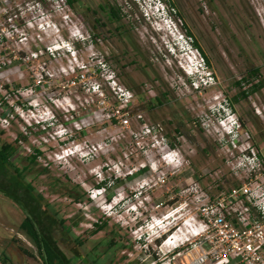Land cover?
<instances>
[{
	"label": "rangeland",
	"instance_id": "1",
	"mask_svg": "<svg viewBox=\"0 0 264 264\" xmlns=\"http://www.w3.org/2000/svg\"><path fill=\"white\" fill-rule=\"evenodd\" d=\"M160 2L190 53L169 51L155 0H0V145L15 150L0 174L43 197L69 264H191L199 204L242 185L264 198V0ZM189 58L205 70L186 74ZM5 190L0 264H41Z\"/></svg>",
	"mask_w": 264,
	"mask_h": 264
},
{
	"label": "built area",
	"instance_id": "2",
	"mask_svg": "<svg viewBox=\"0 0 264 264\" xmlns=\"http://www.w3.org/2000/svg\"><path fill=\"white\" fill-rule=\"evenodd\" d=\"M199 65L203 72L204 63L199 62ZM206 73L200 76L204 85L212 81V76L208 71ZM145 132H150L148 126H145ZM163 159L175 165L178 162L174 150L163 155ZM255 165L259 167L260 161L257 160ZM159 177L163 179L162 174ZM100 190L96 189L95 193ZM251 190L252 188L246 185L237 186L232 188L227 196L219 197L214 204L209 206L202 203L197 206L192 225L196 228V240L193 245L196 255L190 261L191 264H228L229 256L232 255L237 259L236 264H264V198L256 200ZM238 197L241 205L235 210V219L228 220L221 211L227 202H232ZM252 211L257 217L260 216L263 222L255 217ZM177 248L175 246V249Z\"/></svg>",
	"mask_w": 264,
	"mask_h": 264
},
{
	"label": "trees",
	"instance_id": "3",
	"mask_svg": "<svg viewBox=\"0 0 264 264\" xmlns=\"http://www.w3.org/2000/svg\"><path fill=\"white\" fill-rule=\"evenodd\" d=\"M65 2L68 5L72 6L74 3V0H65ZM110 17L115 18V19L119 18L114 8L110 9ZM193 44L196 46V48L199 49L196 43L193 42ZM201 53L204 56L205 62L208 63L206 56L203 54V52ZM248 72H249V75L251 76L252 75L251 73H253V70H249ZM244 80L247 81L246 78H244ZM237 83H240V81ZM14 152L15 150L11 143H7V142L2 143L0 145V166H2L4 163H7L8 162L7 159L13 156ZM40 153L41 151L39 149L34 148V154L29 155L28 164H33L35 162L37 155ZM26 169L27 167L24 166V170ZM42 170L46 171V168H42ZM16 173L18 176L22 175L21 172L17 169H16ZM118 183L119 181L116 179L112 181V184H110V182H108V184L106 182H103L101 184H97V187L98 188L102 187L103 191L106 192V190L108 191L109 189L117 185ZM11 185L15 187V189L17 190L21 189L28 193V202H29L28 204H30V206L33 209L39 206V204L35 201L34 195L31 193L32 187L28 185L21 186L16 178H13L11 180ZM17 190L16 192H14L13 190L9 189L8 193L11 194L12 198L20 199L21 196L18 194V192L20 191H17ZM65 192L68 195H70L72 198L76 199V197L72 195L71 190L70 191L66 190ZM34 213H35V215H33L34 218H37V221L39 222L38 220L39 212L35 210ZM61 223H64V221L61 220ZM21 225H22L21 228L24 230V233H26L32 240L36 248V252L40 258L41 264H69L70 262L69 258L60 249L56 240L53 239V237L48 231V228L45 225H44V228H42L41 230H38L35 228L33 220L30 219L29 217H27ZM104 226H105V223L98 225V228L101 229Z\"/></svg>",
	"mask_w": 264,
	"mask_h": 264
},
{
	"label": "flooded vegetation",
	"instance_id": "4",
	"mask_svg": "<svg viewBox=\"0 0 264 264\" xmlns=\"http://www.w3.org/2000/svg\"><path fill=\"white\" fill-rule=\"evenodd\" d=\"M12 157V156H11ZM11 157H9L7 160H8V162L10 161V158ZM6 163H4L3 165H5ZM14 170H15V172H14V175H12L13 177H12V179L13 178H16V176H17V173H16V168H14ZM3 171H6V170H3ZM5 173V172H4ZM15 176V177H14ZM6 178H7V176H6V174H3V175H1L0 174V188H1V190H0V193H4L6 190L5 189H10V190H13L14 192H16V190L17 189H15V187H13L12 185H11V180H10V182L8 183L7 182V180H6ZM30 186V187H32V191H31V193L34 195V198H35V201L39 204V206L37 207V208H35V209H33L31 206H30V204H28L29 202H28V193L27 192H25V191H23V190H21V189H18L17 191H19L20 190V199H19V202L20 203H18L19 204V208L21 209V211H22V213H23V215H24V217L22 218V220L20 221V224H19V228L21 229V230H23L22 228H21V224L23 223V221L27 218V217H29L30 219H32L33 220V222H34V226H35V228L36 229H38V230H41L42 228H44V212H43V210H44V201H43V197L40 195V194H37L36 192H34V189H33V186L30 184V183H27V184H25V186ZM4 191V192H3ZM19 193V192H18ZM15 199V198H14ZM35 210H37L38 212H39V222L37 221V218H34V216L33 215H35V213H34V211ZM60 223H61V220L59 221ZM61 226L64 228L65 227V225H64V223H61ZM68 229V228H67ZM66 229V230H67ZM24 231V230H23ZM35 247V246H34ZM61 249V248H60ZM35 250H36V248H35ZM62 250V249H61ZM37 260H39V262H40V258H39V256H38V254H37V256L35 257ZM41 263V262H40Z\"/></svg>",
	"mask_w": 264,
	"mask_h": 264
},
{
	"label": "clouds",
	"instance_id": "5",
	"mask_svg": "<svg viewBox=\"0 0 264 264\" xmlns=\"http://www.w3.org/2000/svg\"><path fill=\"white\" fill-rule=\"evenodd\" d=\"M157 1H159V3L160 4H162L161 2H160V0H157ZM163 7V6H162ZM163 13H164V15L165 16H167L168 18L167 19H170L171 21H172V19L169 17V15L167 14V13H169V10L167 9V12L163 9ZM162 19V18H161ZM174 23V22H173ZM177 29V28H176ZM180 35H181V33H179ZM181 41L183 42V43H185L190 49H191V43H188V41H187V39L185 38V37H183V36H181ZM168 45L170 46V48H172V52H171V54H174V52H175V50H177L178 52H180V50H179V46L175 43V41L173 42V43H168ZM167 47V46H166ZM199 69L200 68H198L197 69V72H195V73H198V74H200L199 73ZM201 70V69H200ZM186 72V71H185ZM195 73H193V72H186V74H195ZM202 75V74H201Z\"/></svg>",
	"mask_w": 264,
	"mask_h": 264
},
{
	"label": "bare ground",
	"instance_id": "6",
	"mask_svg": "<svg viewBox=\"0 0 264 264\" xmlns=\"http://www.w3.org/2000/svg\"><path fill=\"white\" fill-rule=\"evenodd\" d=\"M169 219V218H168ZM174 239H175V237H172L169 241H168V245H173V243H174Z\"/></svg>",
	"mask_w": 264,
	"mask_h": 264
}]
</instances>
